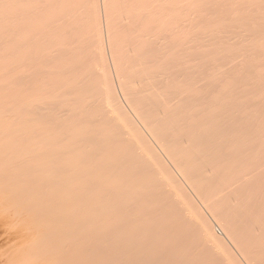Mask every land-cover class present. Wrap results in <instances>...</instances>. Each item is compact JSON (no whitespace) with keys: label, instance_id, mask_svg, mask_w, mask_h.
<instances>
[{"label":"bare ground","instance_id":"bare-ground-1","mask_svg":"<svg viewBox=\"0 0 264 264\" xmlns=\"http://www.w3.org/2000/svg\"><path fill=\"white\" fill-rule=\"evenodd\" d=\"M60 1L0 0V264H208L196 241L219 257L225 239L163 157L198 195L209 185L236 204L248 193L246 211L221 196L230 210L215 212L217 198L206 206L257 257L243 235L264 233L254 226L264 225V170L252 149L264 145V0L166 1L173 13L159 0L128 1L140 16L121 15L115 32L107 0L102 15L89 0L85 37L70 32L78 23L55 9ZM152 5L185 9L189 34ZM226 247L212 264L234 263Z\"/></svg>","mask_w":264,"mask_h":264},{"label":"rangeland","instance_id":"rangeland-1","mask_svg":"<svg viewBox=\"0 0 264 264\" xmlns=\"http://www.w3.org/2000/svg\"><path fill=\"white\" fill-rule=\"evenodd\" d=\"M59 1H60V0H59ZM63 1H64V3H63ZM63 1H62V0L60 1L61 4H60V3H58V4L55 3V4H56V5L54 6L55 9L58 7V5H64V6H66L67 10H66V12L64 11V12L62 13L63 16H65V17H66L67 15H68L69 17L74 16V20H75L78 24H81V23H82L81 25H78V24L73 25V26L76 28V30H75L72 26H69V29L72 27V30H70V32H72V31L76 32V31H77V32H79L81 35L84 34V37H85V35H86L87 32H88V29H87V27H85V26H86L85 24H86V22H87V26L89 27L90 24H91L92 21H93V18H92V16H91L90 13H89V5H88V4H89V0H72V1H74V3H73V2L69 3L71 0H70V1H69V0H63ZM68 1H69V2H68ZM98 1H99V2H98V3H99V6H100V7H99V9H100V10H99V13L102 15L101 4H100L101 0H98ZM128 1H129V2H133V0H127V3H128V4H129ZM138 1L140 2L141 0H138ZM143 1H146V0H143ZM143 1H141V3H143ZM147 1L151 3L153 0H147ZM157 1H158V0H157ZM160 1H162V3L164 4V7H163L164 9L162 8L163 5H162V4L160 5L162 10H165V9L167 10V8H168L167 11L170 12V13H173L175 10H176V11L178 10V7L175 6V3H171V5L174 4V6L171 7V6L168 5V7H167V4H168V3L170 4L169 0H164V1H163V0H159V2H157V3H160ZM166 1H167L168 3H167ZM173 1H174V0H173ZM180 1H182V0H180ZM54 2H55V0H54ZM87 2H88V4H87ZM113 2H115L114 4L117 3L116 6H114V4H112ZM153 2H155V0H154ZM164 2H165V3H164ZM174 2H175V1H174ZM178 2H179V0H178ZM75 3H76V4H75ZM106 3H107V5H106V8H105V11H106V12L108 13V15H109V18H110V21H111L110 29H111L113 32H115V31H117L118 29H120V28H121V25L123 26V24H120V21H119L118 19H120L122 16H127V15H129V13H131L130 11H132V16H136V15H137L138 17L140 16V14H139V13H140V10L137 11V12H138V13H137V12H135L133 6H131V5H134V3H131V5H130V4L128 5L127 3H125V0H113V1H112V0H111V1H110V0H107ZM146 3H147V2H146ZM166 3H167V4H166ZM176 3H177V2H176ZM179 3H181V2H179ZM182 3H183V2H182ZM70 4H72L73 6L70 5ZM109 4H110L111 6H110ZM135 4H136V2H135ZM137 4H140V3H137ZM155 4H156V3H155ZM81 5H83V6H81ZM84 5H86V6H84ZM108 5H109V6H108ZM118 5H119V6H118ZM143 5H144V3H143ZM148 5H150V4H148ZM178 5H180V4H177V6H178ZM77 6H78V7H77ZM112 6H113L114 10H116V9L119 10L118 12L121 13V14H119V13L117 14V11H114V14H115V12H116V15H117V16L115 15V17H114L113 10L109 9V8H112ZM141 6H142V5H141ZM157 6H158V5H157ZM157 6H156V7H157ZM182 6H183V5H182ZM182 6H181V7H182ZM68 7H70V8H68ZM74 7H76V8H74ZM126 7H129L128 11L125 9ZM174 7L177 8V9H175ZM181 7H180V8H181ZM262 7H263V8H262ZM115 8H116V9H115ZM135 8H136V6H135ZM152 8H153L152 10H155V12H158V11H159L160 13L162 12V10H158V11H157V9H159V8L156 9L154 5H152ZM173 8H174V9H173ZM260 8H261V9H258L256 13H259V12H263V11H264V6H263V5H262ZM148 9H150V8H148ZM170 9H171V10H170ZM181 9H183V8H181ZM227 9L230 10V7H228ZM262 9H263V10H262ZM70 10H71V11H70ZM74 10H76V12H75ZM136 10H137V8H136ZM184 10H185V9H184ZM184 10H183V11L181 10V11L184 13ZM54 11H55V10H54ZM56 11H57V10H56ZM176 11H175V12H176ZM179 11H180V9H179ZM225 11H227V10H225ZM71 12H74V13H71ZM123 12H124V13H123ZM153 12H154V11H153ZM159 12H158V13H159ZM168 12L164 11V13L162 12L161 14H164V15H166V16L168 17V16H169V13H168ZM182 12H181V13H182ZM81 13H82L83 15H82ZM125 13H126V14H125ZM177 13H178V16H181V15H180L181 13H180V14H179V12H177ZM187 13H188V12H186V14H187ZM189 13H190V12H189ZM223 13H224V11H223ZM223 13H220V15H222ZM175 14H176V13H175ZM112 15H113V16H112ZM121 15H122V16H121ZM159 15H160V14H159ZM164 15H163V18H166V19H167V17H166V16L164 17ZM182 15H184V14H182ZM216 15H217V14H216ZM216 15L214 14V16H216ZM80 16H81V17H80ZM89 16H90V18H89ZM118 16H119V17H118ZM161 16H162V15H161ZM172 16H174L175 20L177 21L176 23H179V22L181 23V24L179 23L180 26L177 27V28L179 29V30H178V31H179L178 34L183 35V34H181V32H180V31L182 30V28H183L184 31L186 30V31H185V32H186V35L189 34V33H188V32H189V30H188V26H186L187 24H186V25H183V24H182V21H183V22H184V21H187L186 19H188V18H186L185 20H183L185 17H184V18L181 17L182 19L180 18L181 20H179V17L177 16V14H176V16H177L178 18H177L174 14H172L171 16L168 17V19H169V18L171 19ZM184 16H186V15H184ZM212 16H213V15H212ZM49 17H51V19H54L55 17H57V15H56L55 12L51 11L50 14H49ZM65 17L59 16V18H62V20H63ZM76 17H78V18H76ZM187 17H188V15H187ZM216 17H217V16H216ZM111 18H115L116 21L113 20V19H111ZM43 19H45V18H43ZM76 19H77V20H76ZM81 19H82V21H81ZM159 19H160V18H159ZM159 19H158V20H159ZM166 19H164V20L166 21ZM170 19H169V20H170ZM172 19H173V18H172ZM60 20H61V19H60ZM62 20H61V21H62ZM83 20H84L85 22H83ZM87 20H88V21H87ZM89 20H90V21H89ZM164 20H162V21H163V24H162V23H161V24H162L163 26L167 27V25H164ZM169 20H168V23L170 22ZM175 20H172L171 24H172V25L175 24L176 26L179 25V24H176V23L174 22ZM188 21H190V20L188 19ZM188 21H187V22H188ZM80 22H81V23H80ZM113 22H114V23H113ZM116 22H117V24H119V25H117ZM188 23H190V22H188ZM83 24H84L85 26H82ZM171 24H170V26H171ZM77 25H78V26H77ZM116 25L118 26V29H117ZM188 25H189V24H188ZM181 26H183V27L181 28ZM184 26H186L187 28L184 27ZM84 27H85V28H84ZM113 27H114V29H112ZM167 28H169V27H167ZM180 28H181V30H180ZM189 28H190V27H189ZM77 29H78V30H77ZM183 30H182V31H183ZM191 31H193V30L191 29ZM182 33H184V32H182ZM263 33H264V32H263ZM186 35H184V36H186ZM227 35H229V34H227ZM230 35H232V32H230ZM115 36H116V35H115ZM117 36H118V35H117ZM257 36H258V37H257L258 39H260V40H264V34H262V33H261V34H260V33H257ZM181 37H182V36H181ZM231 37H232V36H231ZM112 38H113V39H111V41L113 40V41H112V44L115 43L113 46H116V47H117L118 45L120 46V44H121L120 41H121L122 38H121L120 36H118L119 41L117 40L118 38H116V37H115L116 40L114 39V37H112ZM118 42H119V43H118ZM79 43H80L81 45H80ZM75 44H76V43H75ZM76 45L78 46L77 53L80 52V53H81V56H83V55H82L83 50H84V52H85V51L88 52V51L86 50V48L81 47V46H82V42L78 41ZM238 45H239L238 43H235L233 46H235V48H236ZM107 47H108V46H106L107 56H108V60H109V62H110V61H111V58H110L109 50H108ZM79 48H80V50H79ZM114 48H115V47H114ZM81 50H82V51H81ZM86 52L84 53V55H87V56H88L89 52H88V54H87ZM83 57H85V56H83ZM261 57L264 58V55L262 54ZM110 63H111V64H110ZM110 63H109V64L112 66V62H110ZM111 66H110V67H111ZM255 66H256V65H255ZM111 71H112V75H113V77L115 78L114 81H115V83H116V77H115V75H114L115 73H113V72H114L113 66L111 67ZM236 71H238V70H236ZM229 81H231V80H229ZM116 87H117V85H116ZM117 92H119L118 94L120 95L121 100H123V98H122V96H121V93H120L118 87H117ZM263 116H264V115H260V116L258 115L257 118H258V117H259V118H262ZM255 117H256V116H255ZM259 120H261V119H259ZM262 120H264V117H263ZM262 120H261V121H262ZM262 122H263V121H262ZM261 144H263V143H260V142H259L258 144L254 143V144H253L254 147H253L252 149H255L256 153H258V155L260 156L259 158L261 159L260 161H261L262 163L260 164V162H259V165H258V166H259V169L261 170V167H262V170H264V167H263V165H264V163H263V160H264V150H263V149H264V145H262L263 148H261ZM252 149H251V151H253ZM251 151H250V152H251ZM255 151H253V154H255V153H254ZM262 154H263V156H262ZM163 159H164L165 163L167 162L166 164L168 165V167H169L171 173L173 172V173H172L173 176H175V178L177 177L176 180H177L178 182L181 181V185H182V186H181V189L183 188V190L186 192V193H184V194H187V195H185V197L191 199V201H193L192 204H194V203L196 204V203H197V204H196L197 206H196L195 204H194V205H195L196 207H199L198 210H200V208H201V210H202V214H201V215L203 216V214H206V215L208 216L209 220L212 221V224H213V227H214V231H215L217 237H220V238L223 237V239H225V241H226V242H225V247H226V244H227V247H226V248H227V253H226V252H223V253L229 255V256H228L229 258L232 256V254L234 255V259H235V261H233V262H234L233 264H235V263L237 264L238 261H239L238 264H264V261H263V259H264V255H262V254H264V250H263V249H264V245H263V244H264V243H263L264 240H263V242H262V240H261V238L264 239V233H263V235H262L263 237H262V236H256V237H255L254 235L250 237V236L247 234V232H246V230L248 229V228L246 227V225H245V224H243L242 226H240L241 224L239 225V230H240V228H241V230L243 231V228H244V231H243V232H246V234H247V237H246V235H243V238L245 237V239H243V241H245V240L248 241V242H245L246 246H248V247L250 248V250H251V253H249V252H248V253L251 254V255H253V254H254V255H257V257L259 258V259H258L257 257H253L255 260H254L253 258H252V259H253V260H252L251 257H249V255H248V256H245V255L247 254V253L245 254V252H247V250H245V251L243 252V250H241V246H240V245H239V246L237 245V244H239V243H237V241L234 242L235 240H232V238L230 239V237H229V238L226 237V235H225V233H224V230L222 229L223 227H222V226L220 225V223L218 222V219H219V218L212 214V211H211V210H212L213 208L211 209V208H208V207L206 206L208 203L212 202V199H214V201H216L215 198H217L218 201H216V202H219V203H218V205H216L217 208L214 207V208H215V212H217L216 209H218V211H223V210H226V211H227V210H230V208H227V207H229L230 205H232V206L234 205V207H235V206H237V205H238L239 203H241V202H242V204H241V205L239 204L237 207H238V208H241L240 211H242V210H243V211H246V210H247V209H245L246 206L244 207V204H243V201H242L243 198L246 197V195H245L246 192L243 193V194H244V195H243V198H241V196L238 194V193L241 192L240 190H239L240 192H238V193L235 194V196H237V198H236L234 195L232 196L231 199H232V200L234 199V201H232V203H233V202H236V204L238 203L237 205H236L235 203L230 204V202H229V200H230L229 198H230V197H229V198H228V197H227V198L225 197L224 199H226V201H227L228 204H225L227 207L224 208V207H225V205H223L224 203H223V202H220V201H221V200H220V196H221L222 201L224 200V199L222 198V195H221V194H218L219 192H217L216 190H214V188H213L212 186H209V185H208V186H207V185L204 186L205 189L203 188V191H204L205 194H206L205 197H203L204 195L202 196L201 194L198 195V192L195 191L194 188L192 189L191 186L187 184V181H185L184 178L181 176V174H179V171L176 170V168L174 167V165H173V164H172L167 158H164V157H163ZM166 160H167V161H166ZM168 163H169V164H168ZM261 165H262V166H261ZM216 173H218V172H216ZM174 174H175V175H174ZM217 175H218V174H216V176H217ZM218 176H219V175H218ZM218 176H217V177H218ZM261 177H262V176H261ZM178 178H179V179H178ZM262 178H263V177H262ZM263 179H264V178H263ZM262 181H264V180H262ZM233 183H234V182H233ZM261 183L264 184V182H261ZM261 183H260V184H261ZM260 184H259L258 186H260ZM234 185H235V184H234ZM234 185H233V187H234ZM179 186H180V185H179ZM183 186H184V187H183ZM236 186H237V185H236ZM258 186H257V188H259ZM257 188H256V189H257ZM261 188L264 190V185L261 186L260 189H261ZM234 189H235V187H234ZM183 190H182V192H183ZM193 190H194V191H193ZM211 190H212V191H211ZM210 191H211V194H212V195H208V194L210 193ZM189 192H190V193H189ZM188 193H189V194H188ZM194 193H196L197 196H196ZM216 193H217L218 195H216ZM246 194H248V193H246ZM252 194H253V193H252ZM200 195H201L202 197H201ZM207 195H208L209 197H208ZM223 195L225 196L226 194H223ZM241 195H242V193H241ZM188 196H189V197H188ZM198 196H199V198H198ZM216 196H217V197H216ZM183 197H184V196H183ZM183 197H182V198H183ZM185 197H184V198H185ZM206 197H208V199H207ZM193 198H194V199H193ZM203 198H204V199H203ZM205 198H206V199H205ZM200 199H201V200H200ZM185 200H186V199H185ZM185 200H184L183 202H185ZM202 200H203V201H202ZM208 200H209L210 202H208ZM240 200H241V202H240ZM187 201H188V200H187ZM187 201L185 202V205H186V203H188V204L191 203L190 201H189L190 203L187 202ZM224 201H225V200H224ZM237 201H238V202H237ZM263 201H264V200H263ZM221 203H223V204H221ZM183 205H184V204H183ZM220 206H221L223 209H222ZM223 206H224V207H223ZM232 206H230V207H232ZM239 206H240V207H239ZM242 206H243V207H242ZM237 207H236V208H237ZM243 208H244L245 210H244ZM201 210H200V211H201ZM213 210H214V209H213ZM234 210H236V209L233 208V210H231V211H234ZM238 211H239V209H238ZM203 212H204V213H203ZM207 212H208V213H207ZM229 212H230V211H229ZM206 215H204V216L206 217ZM204 216H203V217H204ZM208 218H207V219H208ZM257 224H258V223H257ZM244 225H245V226H244ZM248 225H249V224H248ZM258 225H259V226H258ZM258 225H254V226H255L256 228H260V226H261V228H264V225H263V226H262L261 224H258ZM220 226H221V227H220ZM242 227H243V228H242ZM245 227H246V228H245ZM255 227H253V225H252L251 228H255ZM249 228H250V225H249ZM256 228H255V229H256ZM218 230H220V232H219ZM241 230H240V231H241ZM250 230H252V229H250ZM263 232H264V231H263ZM243 234H245V233H243ZM221 236H222V237H221ZM253 237H254V238H253ZM251 239H252V240H251ZM254 239H256V240L254 241ZM252 241H253V242H252ZM257 241H258V242L260 241V243H258ZM200 242H201V241H198V242L196 241V242H194L195 244H193V245H194L193 248H194L195 250L192 249V250L196 251L195 253H196L197 259H199L198 261H200L201 263L206 261L208 264H212L213 261H215V260L218 261V260L220 259V258H219L220 256L223 258L224 255H222L221 251L225 249L224 246H223L224 248H222L221 251H220V249H218V252L220 251V254H219V257H217L218 255H216V258H217V259H216L215 256L213 257V255H212V254H214L215 252H213L212 254L209 253V254H211L212 256L209 255L208 253H206V252L204 251V250H205V249H204L205 246L203 245V243L201 242V244H200ZM227 242H228V243H227ZM261 242L263 243V244H262L263 246L261 245ZM248 243H250V244H248ZM257 243H258V245H257ZM259 244H260V245H259ZM202 245H203V247H202ZM253 245H254V246H253ZM211 247H212V246H210L209 249H210ZM239 247H240V249H239ZM255 247H256V248H255ZM257 247H258V248H257ZM259 247H260V248H259ZM228 248H229L230 250H232V251H229ZM202 249H204V250H202ZM252 249H254V250H252ZM255 249H256L257 254H256V252H255ZM211 250H213V248H211ZM211 250H209V252H211ZM225 250H226V249H225ZM225 250H224V251H225ZM257 250H258V251H257ZM214 251H215V250H214ZM228 251H229V253L234 251L236 254H235L234 252L231 253V254H228ZM259 251H260V252H259ZM252 252H253V254H252ZM254 252H255V253H254ZM258 252H259V253H258ZM239 253H240L241 255H240ZM214 255H215V254H214ZM251 255H250V256H251ZM258 255H259V256H258ZM260 255H261V256H260ZM201 256H202V257H201ZM248 257H249V259H248ZM262 257H263V258H262ZM200 258H201V260H200ZM212 258H213L214 260H213ZM218 258H219V259H218ZM222 258H221V259H222ZM232 258H233V257H231L230 259L232 260ZM240 258H241V259H240ZM209 259H210V261H209ZM211 259H212V261H211ZM221 259H220V261H221ZM246 259H247V260H246ZM248 260H249V261H248ZM220 261H219V263H220ZM213 263H214V262H213ZM219 263H218V264H219ZM215 264H216V263H215Z\"/></svg>","mask_w":264,"mask_h":264},{"label":"built area","instance_id":"built-area-1","mask_svg":"<svg viewBox=\"0 0 264 264\" xmlns=\"http://www.w3.org/2000/svg\"><path fill=\"white\" fill-rule=\"evenodd\" d=\"M220 232V230H218Z\"/></svg>","mask_w":264,"mask_h":264}]
</instances>
